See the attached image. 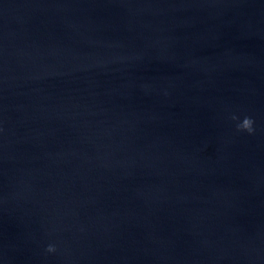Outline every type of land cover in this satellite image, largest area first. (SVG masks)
I'll use <instances>...</instances> for the list:
<instances>
[{
  "label": "water",
  "instance_id": "1",
  "mask_svg": "<svg viewBox=\"0 0 264 264\" xmlns=\"http://www.w3.org/2000/svg\"><path fill=\"white\" fill-rule=\"evenodd\" d=\"M0 264H264V0H0Z\"/></svg>",
  "mask_w": 264,
  "mask_h": 264
},
{
  "label": "clouds",
  "instance_id": "2",
  "mask_svg": "<svg viewBox=\"0 0 264 264\" xmlns=\"http://www.w3.org/2000/svg\"><path fill=\"white\" fill-rule=\"evenodd\" d=\"M233 119H237L236 117H233ZM237 130L240 132H247L249 134H252L254 132V122L250 118L243 119L242 122L237 123ZM58 251L56 245L54 243H49V245L46 248V252L48 254H56Z\"/></svg>",
  "mask_w": 264,
  "mask_h": 264
}]
</instances>
